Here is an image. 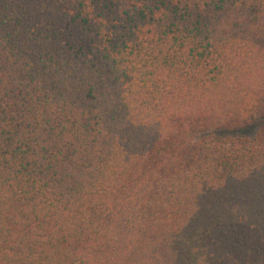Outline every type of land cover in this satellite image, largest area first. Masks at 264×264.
<instances>
[{
	"label": "trees",
	"instance_id": "16d2710c",
	"mask_svg": "<svg viewBox=\"0 0 264 264\" xmlns=\"http://www.w3.org/2000/svg\"><path fill=\"white\" fill-rule=\"evenodd\" d=\"M0 264H264V0H0Z\"/></svg>",
	"mask_w": 264,
	"mask_h": 264
}]
</instances>
